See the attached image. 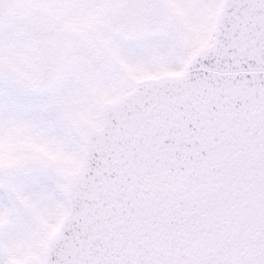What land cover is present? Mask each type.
Listing matches in <instances>:
<instances>
[{"label":"snow or ice","instance_id":"snow-or-ice-1","mask_svg":"<svg viewBox=\"0 0 264 264\" xmlns=\"http://www.w3.org/2000/svg\"><path fill=\"white\" fill-rule=\"evenodd\" d=\"M0 264H264V0H0Z\"/></svg>","mask_w":264,"mask_h":264}]
</instances>
